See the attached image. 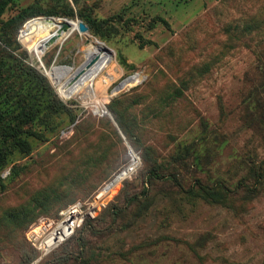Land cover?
I'll return each mask as SVG.
<instances>
[{
	"label": "rangeland",
	"instance_id": "obj_1",
	"mask_svg": "<svg viewBox=\"0 0 264 264\" xmlns=\"http://www.w3.org/2000/svg\"><path fill=\"white\" fill-rule=\"evenodd\" d=\"M67 1L75 18L64 14L65 0H16L4 20L28 8L60 13L29 18L12 34L16 51L8 50L43 72L76 70L90 41L102 42L112 59L97 92L108 110L121 100L140 163L92 207L131 154L106 115L68 101L76 122L64 118L47 141L30 138L32 153L14 154L0 170V264H264V0ZM78 11L109 23L102 34L76 30L35 54L45 18L76 22ZM30 20L31 49L21 37ZM133 74L142 81L114 95ZM180 150H190L184 189L170 177L148 186L144 157L162 162ZM124 191L140 203L119 200ZM78 203L90 214L45 255L34 246L39 224Z\"/></svg>",
	"mask_w": 264,
	"mask_h": 264
},
{
	"label": "trees",
	"instance_id": "obj_2",
	"mask_svg": "<svg viewBox=\"0 0 264 264\" xmlns=\"http://www.w3.org/2000/svg\"><path fill=\"white\" fill-rule=\"evenodd\" d=\"M73 2L77 6L79 0H73ZM15 6L16 0H0V170L12 163L11 157L14 154L21 153L27 156L32 153L33 145L30 138L47 141L49 138L47 133L52 132L53 134L60 130L63 127L64 118L69 119L71 124L75 123L78 118L73 109L60 99L51 86L50 80L25 61V54L15 55L8 50L14 45L11 42L12 34L29 18L43 13L54 16L59 15L60 12L57 10L31 11L28 8L26 12L4 20V16ZM63 9L66 16L75 18V9L67 0H65ZM77 15L89 27L90 32L96 35L102 34L101 28L109 23L108 20L100 22L91 14L83 11H78ZM159 19L167 24L163 18ZM32 20L28 21L23 27L25 30L21 31L23 44L27 48L34 45L28 40V35L34 29L30 23ZM14 49L16 48L12 50ZM119 103L121 100L114 101L109 106V110L127 141L135 144V141H139L135 136V125L126 120V112L118 109ZM106 122L109 127L113 128L115 135L121 139L113 121L108 117ZM189 153L190 150H186V153L180 150L170 160L162 162L146 155L144 159L148 169L145 183L155 188L165 178L170 177L183 190L182 187L185 184L182 171L189 173ZM0 180H2L1 176ZM135 197L124 191L119 200L128 199L131 203H140L138 197Z\"/></svg>",
	"mask_w": 264,
	"mask_h": 264
},
{
	"label": "bare ground",
	"instance_id": "obj_3",
	"mask_svg": "<svg viewBox=\"0 0 264 264\" xmlns=\"http://www.w3.org/2000/svg\"><path fill=\"white\" fill-rule=\"evenodd\" d=\"M76 25H77V23L74 22L72 24V27L66 28L65 22L60 20V19L55 18V19H51V20H46L44 30L47 32V34L40 38V40L38 41L36 46L33 45L34 46L33 51L35 52V54L38 55V53L40 52V49L42 48V46L44 45L45 42H51L52 41V44L50 45V46H52L58 42L61 43L64 40L68 39L76 31V29H75ZM87 42H89V41H87ZM90 43L91 44H90V46L86 52V57H89L91 55L99 53L101 50H106L105 58L99 67L93 69L90 72V74H88V76H86L84 79H82L81 81L76 83V85L73 87V89L70 91V93L64 92L62 86H63L64 80L68 79L73 74L74 70L67 73L64 77V80L59 81V82L54 77V74H53V71L51 70V68L45 69L44 73L50 79L51 83H53L55 85L58 94L60 95V97L63 100L68 102L73 98H79L87 107L91 108L93 111L101 112V111H105L106 108L99 98V95L97 92L98 86L95 85V82L97 81V79L100 78V76L102 75L104 70L108 67L109 62L112 59V54H110L107 51L106 46L102 42L92 39L90 41ZM31 48H29V49H31ZM142 79L143 78L141 75L136 76L134 81L126 87V90H128L129 88H132L136 84L140 83L142 81ZM129 152L131 154V162L128 165V167L125 168L124 170H122L114 178L115 180L113 179L109 185L105 186V189H103L99 193V195L97 196V200L94 201V203L92 204V207H94V206L97 207L100 202H107L109 200L110 196H112L117 191V189L120 187L121 183L127 177H129L134 172V170L137 168V166L140 163V159L138 157V154L134 151L133 148H132V150L129 149ZM83 216H84V214L78 217V214H77L75 227H77L80 224L81 218ZM54 243H55L54 239H49V237H47L41 241V248L48 251V250H50L51 244L54 245Z\"/></svg>",
	"mask_w": 264,
	"mask_h": 264
},
{
	"label": "water",
	"instance_id": "obj_4",
	"mask_svg": "<svg viewBox=\"0 0 264 264\" xmlns=\"http://www.w3.org/2000/svg\"><path fill=\"white\" fill-rule=\"evenodd\" d=\"M35 19H37V18H35ZM45 19L51 20V19H55V18L54 17H48V18H45ZM64 22L66 24V28L72 27V24L74 23V21L67 20V19H65ZM76 23H77V25H76L75 29L78 31L79 34H87L89 32V27L82 20H76ZM51 44H52V41L51 42H45L44 45L42 46L43 51L47 50L50 47ZM107 51L110 54H112V52L108 48H107ZM105 52H106V50H101L99 53H96L94 55H91V56L87 57L85 62L81 66H79L76 70H74L72 67L67 66V65H62V66L53 65V66H51V70L53 71L54 77L56 78V80L58 82L59 81H63L65 75L67 73H69L70 71L74 70L73 74L68 79L64 80V82H63V86L62 87H63L64 92L70 93V91L73 89V87L76 85V83H78L79 81L84 79L86 76H88V74H90V72L93 69L99 67L102 64V62H103V60L105 58ZM39 71L45 77H47V75L43 71H41V70H39ZM138 75L139 74H133V75H130V76L126 77L124 80H122L119 84H117L113 88L112 93H114V95H118V94L122 93L123 91H125L126 87L128 85H130L134 81L136 76H138ZM52 86L55 89L56 93L58 94L55 86L53 84H52ZM58 96L60 97L59 94H58ZM61 100L64 103L68 104V102L63 100L62 98H61ZM95 113L99 114V115H103V116L104 115L108 116L113 121L115 126L117 127L120 135L122 136V138L126 142V144L128 146V149L132 150V146L127 141L125 135L121 131L120 127L118 126V124L115 121L114 117L112 116L111 112L106 108L105 111H101V112L95 111Z\"/></svg>",
	"mask_w": 264,
	"mask_h": 264
},
{
	"label": "built area",
	"instance_id": "obj_5",
	"mask_svg": "<svg viewBox=\"0 0 264 264\" xmlns=\"http://www.w3.org/2000/svg\"><path fill=\"white\" fill-rule=\"evenodd\" d=\"M110 184V183H109ZM107 184V185H109ZM82 212V204L78 203L76 205L68 207L66 210L59 214V218L56 220L45 219L43 220L38 228H40V233L33 237L34 246L38 247L45 255L50 251H53L65 243H67L77 231V228L82 223V220L90 214V212ZM83 215L80 224L75 227L76 218ZM76 215V216H75ZM75 228V229H74ZM54 239V245L51 244L50 250H44L41 248V241L45 238Z\"/></svg>",
	"mask_w": 264,
	"mask_h": 264
}]
</instances>
